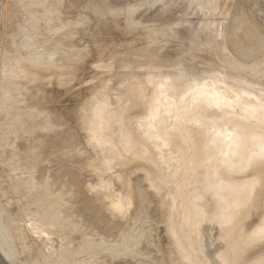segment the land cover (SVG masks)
I'll list each match as a JSON object with an SVG mask.
<instances>
[{
	"label": "rangeland",
	"instance_id": "obj_1",
	"mask_svg": "<svg viewBox=\"0 0 264 264\" xmlns=\"http://www.w3.org/2000/svg\"><path fill=\"white\" fill-rule=\"evenodd\" d=\"M64 1L62 2L64 5H62L60 0H0V229L2 231L0 232V264H188L187 260L181 258L180 249L167 236L169 234L167 233L168 224L179 225L181 240L183 242L188 240L183 243V250H187L186 244L195 237L191 225L187 222L183 223L173 215V213L177 214L179 204L174 202V198L169 192V187L179 183L182 177L183 171L178 170V167L181 166L180 159L184 158L183 153L187 154L191 151L185 131L175 127L172 124L173 119L171 121L163 120L162 116L159 119L165 121L164 125L160 123L155 125L154 122H151L154 117L151 115L154 114L150 108H148L150 115L143 107L126 111L125 115L118 114L116 116L115 114V119H112L111 122L107 120V131L104 136H107V140L111 142L122 140L137 148L143 145V149L147 150L144 155L148 162L142 163L144 166H141L136 161H128L125 157H121L118 161H111V169L102 171L103 152L97 148L98 155L95 152L96 154L93 153L91 156L86 151L88 147L85 141L89 139L87 127L90 125L88 120L92 117L90 103L86 100L91 99L94 91L103 95L106 93L105 96L110 107L114 108L120 104L123 107L125 104L122 101V96L127 87L133 90L142 87L154 92L159 90L158 85H161L164 90L157 91L160 94L156 100L162 99L166 91L168 98L172 99L179 91L182 93L180 100L185 104L197 92L195 89L207 90L210 91L212 97L225 96L228 100L225 104L233 105L232 109L229 106H221L222 109L214 107L213 110L220 114L221 120L212 122L207 119L209 120L207 124L212 123L218 130L223 127H225L224 129L229 128L230 132H233L231 129L243 128L245 132L257 129V133L261 135L262 145H264V93L258 94L251 91L264 92V0ZM67 3L68 5H66ZM63 19L68 20L66 28H76V32L78 31V37L76 36L78 39L74 38V44H79V46L84 45L85 42L98 41L99 37L96 36L98 33L94 34V31L104 28L105 31L100 36L101 40L110 39L112 42L108 45L113 49V51L107 52V55H113L112 58H107L109 62L106 64L103 62L105 59L100 54L102 52L100 47L98 49L95 46H90L85 52L93 55L95 61L90 62L89 65L95 69L94 72L87 73L80 69V63L73 65L69 60L68 64L66 60L62 64L60 63L61 66L57 63L58 61L50 62L52 66L49 65L46 55L52 50L51 47H57L55 39L62 38L64 33L67 34V37L68 33L72 35L75 32L71 29L64 32L59 30L57 36L46 42V29L56 27ZM102 41L99 40L100 44L104 43ZM91 47L92 49H90ZM105 47L107 50V45ZM116 49L122 53L119 51V53L112 54ZM124 53L125 55H123ZM37 58H41L38 60L42 62L37 61ZM12 62H15L14 65ZM3 68L4 70H2ZM21 68L22 70H19ZM55 71L64 73L63 78L65 79L54 81L59 76ZM101 72L104 74H100ZM10 73L14 75L11 76ZM98 75L101 77H97ZM44 77L47 79L43 80ZM49 77L54 79H49ZM119 78L122 79L118 81ZM181 78L189 82L192 80V83L195 79L194 85L196 86L191 87V90H185L183 84L176 85ZM47 80L49 82L52 80L51 82L54 83H51L50 90H44L47 85L45 87L40 85L42 81ZM64 81L67 82L65 86L62 83ZM49 82L48 85H50ZM97 83L100 85L94 90ZM42 84L44 85L45 82ZM241 85L247 86V89H243ZM57 87L58 89H56ZM73 88L75 89L72 92ZM15 90L17 91L15 92ZM41 90L46 91L45 95L42 94L43 91L41 93ZM53 90L57 91L59 96ZM69 90L71 93L67 94ZM75 92L80 93V100L76 101L77 97L73 99ZM54 93L56 100L58 97H62L58 98L61 104L58 100L57 103L54 100ZM65 94L72 96V101L69 96L70 101L66 96H62ZM47 97L50 99V103L54 102L53 105L56 103L57 107H61L57 109L58 113L64 109V113L62 112L58 117L53 114L55 117L52 116L53 126L50 127V130L41 126L40 120L43 117L38 115L41 117L39 119L34 115L37 114L34 113L36 106H44V99ZM64 97L68 100H63L64 103H62L60 99H64ZM201 98L202 103L195 106L196 111L194 112L206 118L210 117V113L201 111L208 110L209 107L208 103H204L206 98ZM171 99L164 103L157 101L158 113L164 110L163 107H175L182 102H172ZM66 102L67 104H65ZM250 104H253L251 108L248 107ZM113 105L115 106L113 107ZM76 106L77 109L79 107L81 109L77 112L78 117L76 113L73 114L72 110ZM68 108L72 110L69 111L70 114L67 111ZM21 114L23 117L20 116ZM26 115L29 118L26 119ZM75 115L76 117H74ZM226 115L228 120L224 121ZM74 118L77 120H73ZM121 118L125 119V126L120 122ZM27 120L30 122L28 123ZM31 122H34L32 130H27V126H30ZM72 122L74 126H72ZM25 125H27L26 128H24ZM121 128L129 134L128 140L126 137V140L123 139ZM171 128L174 130L172 131ZM187 132L196 135V140L192 141L193 145H199L205 151L211 145L216 146L210 150L212 156L208 162L204 161L202 165H199V170L205 172L213 168V166L209 168V164L216 156H221L222 148L230 147L231 144H233L232 147L242 148L246 139L243 136L244 138H238L236 141L232 139L233 142L226 143V140L231 139L226 133L221 137L218 136L221 133L212 127L208 130V128L193 122L188 123ZM24 134L27 135L24 136ZM163 134H167L169 137L167 144L164 140H160L161 137H164ZM71 136L74 137L73 141ZM6 145L8 146L6 147ZM252 145L254 144L249 146L250 150L255 148ZM30 150L33 152L30 153ZM210 153L205 152L207 155ZM198 155L200 156V154ZM243 155L247 156L246 153ZM10 156L12 157L10 158ZM97 156L98 158H96ZM217 162L221 163L220 167L215 169L219 176H222L223 172L239 170L246 164V162L242 164L231 160L223 162L221 158H218ZM96 167L102 169L101 173H99L100 169ZM150 167L155 175L147 174L150 172ZM97 171L98 173H96ZM259 171L262 170L259 169ZM163 172L170 178L173 176V181H162V185L155 187L157 176ZM193 177L192 173L190 177L186 175L187 180H190L191 183ZM31 178L34 180L29 182ZM233 178L237 179V177ZM84 180L87 183H94L95 187L91 192L92 198L88 195L90 193L88 189V194L85 190L87 185H84ZM110 180H114V183L113 181L112 184L109 183ZM24 184L27 186L25 187ZM107 187L124 193L121 195L123 200L132 199L130 200L132 202L131 210L127 218L123 219L125 221H121L122 223L119 221L121 217L111 219L113 217L109 215L110 212L104 205L103 200L105 193L107 194ZM120 192L118 193L120 194ZM139 192L143 193V199L140 198ZM99 194L100 197H98ZM250 195L251 192L244 197L240 193H235L234 204L226 206V209L228 211L232 207L233 211L238 209L237 212L244 214L245 218L249 217L245 220V225L251 228L252 223L253 229L257 231L262 216H256L255 208H252L250 214L251 210L248 205ZM84 198L86 199L83 200ZM182 198L181 195L179 199L182 200ZM100 199H103L101 201L103 204L98 207ZM96 201L99 203L96 204ZM85 208L96 209L98 212L94 217L87 218L81 212ZM98 209H101L103 213H108H106L107 221L103 222V226L98 223V220L103 217L105 219V216ZM154 211L156 212L154 213ZM54 213L57 215L55 216ZM222 213H225V208ZM224 217L222 216L221 221L226 226L225 223L233 220L235 215L231 213L226 221H224ZM217 221V219H212L211 226ZM159 235L166 239H162ZM206 235L209 233L206 232ZM257 236L258 234L254 237ZM249 237L250 231H244L240 245L245 254L234 257L235 263L264 264V256H260L263 249L260 248L261 250L259 249L257 254H254L256 249L247 250ZM4 240L11 242L12 250L8 242L3 244ZM209 240L212 246L207 247L206 252L210 254L211 250L213 251L217 260L216 264L224 263L218 258L219 251L224 247H220L216 238L210 237ZM165 246L167 247L165 248ZM5 251H10L11 257ZM189 251L191 253V248ZM198 254L196 256L202 257ZM256 256L258 257L249 261ZM210 257H212L211 254Z\"/></svg>",
	"mask_w": 264,
	"mask_h": 264
},
{
	"label": "bare ground",
	"instance_id": "obj_2",
	"mask_svg": "<svg viewBox=\"0 0 264 264\" xmlns=\"http://www.w3.org/2000/svg\"><path fill=\"white\" fill-rule=\"evenodd\" d=\"M57 1V0H56ZM64 1V0H63ZM61 4L64 5L62 2ZM65 2V1H64ZM51 4V3H50ZM49 4V5H50ZM68 5V3L66 4ZM63 7V6H62ZM66 7V6H65ZM70 8V7H69ZM54 11V10H53ZM61 11V10H60ZM48 13V12H46ZM56 13V12H55ZM41 14V13H40ZM45 14V13H44ZM51 14V13H50ZM58 14V13H57ZM61 14V13H60ZM55 15V14H54ZM64 15V14H63ZM46 17H48L47 15H45ZM51 17V16H50ZM56 17V16H55ZM38 19V18H37ZM46 19V18H45ZM49 19V18H48ZM56 19V18H55ZM97 24V23H96ZM100 24V23H99ZM65 25V26H64ZM62 26H64L62 28ZM68 26V20H61L59 24L55 26H53L52 28H49V29H46V34H47V37H46V42H49L54 36H57V33L59 32V30H62L63 32L67 29H71V30H75L76 32V28H66ZM55 27V28H54ZM102 27V26H101ZM96 28V27H95ZM104 28H99L98 30L94 31V34L95 33H98L96 36L99 37L98 41H95L93 43H84V45L82 46H79V44L77 45V47L75 46L74 44V38H76V40L78 39V31L75 33L73 32L72 35L68 33L69 36L66 37L67 34H62V38H59V39H55L57 41V43H55V45L57 47H51V51H49L46 55L47 57V62H57L59 63V65L61 66V64L66 60V61H70V64L73 63V65H75L76 63H80L81 64V68L80 69H83V71H86L87 73L89 72H94L95 69L90 67V62H94L95 60L93 59V55L92 54H87L85 52L86 49H88V47L90 46H95V47H100V51H102L100 54L103 56V58L105 59V61H103L105 64L109 61H107L108 57L109 59L112 58L113 55H107V52H110V51H113V49L110 47H108L109 44H111L112 42H110V39L106 40V41H102L100 36L103 35V31H105V29L103 30ZM110 30V28H107V30ZM44 30V29H43ZM92 31V30H91ZM71 35V36H70ZM246 35V34H245ZM59 36V35H58ZM77 36V37H76ZM57 38V37H56ZM67 39V40H66ZM104 42L103 44L100 42ZM105 40V39H104ZM71 41V42H70ZM86 41V40H85ZM97 42V43H96ZM99 42V43H98ZM106 42V43H105ZM68 43V45H67ZM82 43V42H81ZM10 44V43H9ZM43 45V44H42ZM105 45H107V50H106V47ZM41 46V45H40ZM45 47V46H44ZM92 47L90 49H92ZM6 49V48H5ZM42 49V48H41ZM99 49V48H98ZM105 49V50H104ZM39 50V49H38ZM45 50V49H44ZM48 50V49H46ZM120 50H117L115 52H112V54L114 53H119ZM124 51V50H123ZM121 52V51H120ZM144 52V51H143ZM6 53V52H5ZM122 53V52H121ZM120 53V54H121ZM44 55V54H43ZM125 55V53L123 54ZM149 55V54H148ZM40 56V55H39ZM126 56H127V53H126ZM38 57V56H37ZM115 57V55H114ZM38 59H41V58H37V61H39ZM43 59V58H42ZM14 60V59H13ZM30 61V60H29ZM35 61V60H34ZM45 61V60H44ZM69 61L67 62V64L69 63ZM39 62H42V61H39ZM124 62V61H123ZM128 62V61H126ZM13 63V62H12ZM15 63V62H14ZM13 63V65H14ZM36 63V62H35ZM61 63V64H60ZM115 63V62H114ZM130 63V62H128ZM17 64V63H16ZM19 64V63H18ZM52 63H50L49 65H51ZM69 64V65H70ZM109 64V63H108ZM48 65V64H47ZM72 65V66H73ZM124 65V64H123ZM22 66V65H21ZM20 66V67H21ZM40 66V65H39ZM52 66V65H51ZM54 66V65H53ZM59 66V67H60ZM17 67V66H16ZM42 67V66H41ZM47 67V66H46ZM26 68V66H25ZM56 68V67H55ZM110 68V67H108ZM115 68V67H114ZM14 69V67H13ZM18 69V68H17ZM36 69V68H35ZM41 69V68H40ZM52 69V68H51ZM54 69V67H53ZM57 69L59 70L58 66H57ZM85 69V70H84ZM113 69V68H112ZM119 69V67H118ZM4 70V68L2 69ZM19 70H22L19 69ZM45 70V69H44ZM63 70V69H62ZM109 71V70H108ZM107 71V72H108ZM111 71V70H110ZM33 72V71H32ZM40 72V71H39ZM48 72V71H47ZM80 72V70H79ZM113 72V71H112ZM133 72V71H132ZM5 73V71H4ZM8 73V72H7ZM51 73V72H50ZM49 73V74H50ZM55 73H57V75H59L56 80L54 81H57L58 79H62L63 78V74L64 73H61L60 71H55ZM61 73V74H59ZM103 72H101L100 74H102ZM122 73V72H121ZM36 74V73H35ZM38 74H41V73H38ZM44 74V73H43ZM86 74V73H85ZM95 74V73H94ZM99 74V75H100ZM104 74V73H103ZM118 74V73H117ZM133 74H136V73H133ZM11 75V73L9 74ZM14 75V74H12ZM11 75V76H12ZM47 75V74H46ZM97 76V77H101V76ZM123 76V74H121ZM120 75V77H121ZM43 76V75H41ZM95 76V75H94ZM118 76V75H117ZM36 77V76H35ZM33 77V78H35ZM40 77V76H39ZM38 78V77H37ZM41 78V77H40ZM52 77H49V79H51ZM92 78V77H91ZM96 78V77H95ZM123 78V77H122ZM122 78H119L118 81ZM39 79V78H38ZM43 79V78H42ZM47 78L44 77L43 80H46ZM54 79V78H52ZM65 78H63L64 80ZM82 79H83V76H82ZM113 79V78H112ZM117 79V78H116ZM92 80V79H91ZM95 80V79H94ZM93 80V81H94ZM35 81V80H34ZM48 81V80H47ZM47 81H40L42 86H46L44 88V90H50V88H52L51 86V83L53 82H49L50 85H48V82ZM45 82V84L43 85L42 83ZM75 82V81H74ZM78 82V81H77ZM86 82V81H84ZM47 83V84H46ZM64 83V86L67 84V82H62ZM73 83V82H72ZM76 83V82H75ZM89 83V82H88ZM91 83V82H90ZM196 82H195V79H193V83H192V80L191 82H189L188 80L186 79H180V81L176 84V85H181L183 84L184 85V89L187 90V89H190L191 90V87H194L196 85H194ZM22 84V83H21ZM39 84V82H38ZM37 84V85H38ZM54 84V83H53ZM52 84V85H53ZM78 84V83H77ZM84 84V83H83ZM162 84V83H161ZM8 85V84H7ZM86 85V84H85ZM100 84H96V87L94 90H96V88L99 87ZM40 86V87H42ZM68 86V85H67ZM98 86V87H97ZM56 87V86H55ZM72 87V86H71ZM70 87V88H71ZM82 87V86H81ZM159 87V90H156L154 92H150L148 91L146 88H142V87H139L137 88L136 90H133L132 88H129L127 87L126 90H125V93L123 94L122 96V101L124 102V106L121 107V104L118 105L117 103V107H114L115 105H113L114 108L110 107V103L109 101L107 100L105 94H101L100 92L97 93L94 91V95L91 97V99L89 100H86L88 101V103H90V110L92 111V117L88 120V122H90V125L89 127H87V134H89V139L85 141V144L87 145L88 149L86 148V151H88L91 156L93 153H97L98 155V150L100 149V151L103 152L104 154V161H103V170L100 169L99 167L97 169H100L99 170V173H101L100 171H104V170H109L111 169V161H115V160H120L121 157H125L128 161L129 160H132V161H136L138 162V165H141V166H144L143 164H146L148 162L147 159H145V155H144V152H146L147 150H144L143 149V145L142 146H139L138 148L137 147H134L133 145H130V144H127L125 142H123L122 140H118L116 142H111L110 140H107V136H104V133L107 131V120L108 121H112V119H115V114L116 116L119 114V115H125V112L126 111H130L131 109L133 108H141L142 107L145 109V111L150 115V111L148 110V108L151 109L152 114L154 115H151V116H154L152 117L151 119V122H154L155 125H157V123L161 124V125H164V122L163 120H166V119H169V121H171L172 119L174 120V122L172 121V124L179 128V129H183V131H185V137L187 138V143L189 145V148L191 149V155H190V152L186 154L183 153L184 155V158H181V166L178 167V170H181L183 171L182 172V177L180 178V182L177 183L176 185H173L171 187H169V192L172 194L173 198H174V202L178 203L179 206L177 207V214L176 213H173V215L175 216L176 219H180L184 222H187L188 224L191 225L194 233H195V237L192 239H190V241L186 244L188 246L187 250H183L182 248V245L183 243H186L188 240H185L184 242L181 240V234H180V229H179V225L177 226L176 224L172 223V224H168V231L167 233V236L170 237L172 239V241H174V244L176 245L177 248H179V252H180V255H181V258L183 260H187L188 264H216L217 260L215 258V256L213 255V251L211 250V255L212 257L209 258L210 254L207 251V247H210L212 246L211 245V241L209 240L210 237H213V238H216L218 244L220 245V247H224V249H222L218 256V258H220L221 262L224 261V263L222 264H236L235 263V259L234 257L238 256V255H242V254H245V252L241 249V245H240V241H242L241 239V236L244 235V231H250V237H249V242H248V246H247V250L249 249H256L255 252H257L261 247V243L262 240H264V215L262 217V220L261 222L259 223V228L256 230L253 229V226H252V223H251V228H249L248 226L245 225V215L244 214H241L237 210H232V208L228 211L226 209V206H229V205H232L234 204V195L235 193H240L243 197L244 195H247L251 192V195H250V200H251V197H253L255 195V192L256 190L258 189L260 183H261V177L260 175L264 176V145H262V140H261V135H259L257 133V129H255L254 131L252 132H245V130L243 128H240L239 130H234V129H231L233 130V132H230L228 131L229 128L227 129H224L225 127H223L221 130H218L212 123L210 124H207V122L209 120L207 119H210L212 122L214 120H221V116L220 114H218V112H216V110H213V108L215 107V109H217L219 107V109H222L220 108L221 106H229L231 107V109L233 108V105H227L225 104V102H228V100L226 99L225 96H219L218 98L217 97H212L210 96V91H207V90H199V89H195L197 92L192 95V97L184 104V101L180 100V96H182L181 92L177 91L172 99L171 98H168V95L167 94V91L164 93V97L160 100H156V97L159 96L160 93H158L159 91L162 92V89L164 90V88H162L161 85H158ZM241 87L243 89H247V86H244V85H241ZM33 88V87H32ZM43 88V87H42ZM64 88V87H63ZM76 88V87H75ZM72 90V92L74 91V89ZM5 89V88H4ZM25 89V88H24ZM36 89V88H35ZM39 89V87H38ZM41 89V88H40ZM58 89V87L56 88ZM62 89V88H61ZM67 89H69V87H67ZM72 89V88H71ZM70 89V90H71ZM78 89V88H76ZM89 89V88H88ZM91 89V87H90ZM248 89H250L248 87ZM34 90V89H33ZM60 90V89H59ZM66 90V89H64ZM67 91L68 93L67 94H70L71 91ZM251 90V89H250ZM17 90H15L16 92ZM43 90H41V93H42ZM54 91V90H53ZM61 91V90H60ZM93 92V89L91 90ZM107 91V90H106ZM158 91V92H157ZM255 93H258V94H261V93H264L263 91H254V90H251ZM6 92V91H5ZM9 92V91H8ZM37 92V91H36ZM45 95L46 91H43ZM55 92V91H54ZM57 92V91H56ZM55 92V93H56ZM62 92V91H61ZM70 92V93H69ZM105 92V91H103ZM39 93V92H37ZM54 93V94H55ZM53 94V95H54ZM57 94V93H56ZM56 94L54 95L55 96V99L56 100ZM63 94V92H62ZM36 96V95H35ZM57 96H59V93L57 94ZM62 96H66L68 98H71L70 95H62ZM80 96V93L79 92H75L74 93V98H76V101L77 99L80 100L79 97ZM201 97H205L206 98V101H204V103H208L209 107H208V110H201V111H204V113H210V117H204V116H201L199 113H196L194 111H196V107L197 105H199V103L201 104L202 103V98ZM4 98V97H3ZM43 98V97H42ZM58 98H62V97H58ZM57 98V100L59 101V99ZM68 98V99H69ZM88 98V97H87ZM67 99V100H68ZM169 99H171L172 102H181L180 104H177L175 107L174 106H170V107H163L164 110H162L161 113H158V109L156 107V104H157V101H161V102H165V101H170ZM45 105L44 106H36V109H34V113H37V114H34L35 117H38L39 119L41 117H43L41 120H40V123H41V126H44V128H47L46 130H50V127L53 126V120H52V116L53 114H55V116H60L61 113L64 111L61 112V113H58L57 112V109L61 108V107H57V100H56V103L55 105L54 102L50 103V99L45 98ZM52 100V99H51ZM62 100V103L63 100L65 101V97L64 99H60ZM66 100V101H67ZM119 100V98H118ZM70 101V99H69ZM71 101H72V98H71ZM84 101V100H83ZM112 101V100H111ZM117 101V100H116ZM257 101V100H256ZM4 102V101H3ZM60 102V101H59ZM113 102V101H112ZM111 102V103H112ZM115 102V101H114ZM120 102V101H119ZM70 103V102H68ZM61 104V102H60ZM67 104V102L65 103ZM78 104V103H77ZM84 104V102H83ZM86 104V106H87ZM85 105V104H84ZM165 105V104H164ZM263 105V104H262ZM62 106V105H60ZM67 106V105H66ZM64 106V107H66ZM71 106V105H70ZM82 106V105H81ZM253 106V104H250L248 105L249 108H251ZM40 107V108H39ZM69 107V106H68ZM85 107V106H84ZM88 107V106H87ZM206 108V107H205ZM67 109V108H65ZM17 110V109H16ZM62 110V109H60ZM74 111L73 114H77V112H79L80 107L79 109H77V106L72 109ZM72 110H69L68 108V113L69 111L71 112ZM25 113V111H23ZM66 112V111H65ZM88 112V111H87ZM23 113V114H24ZM64 113V112H63ZM70 114V113H69ZM86 114V113H85ZM84 114V115H85ZM88 114V113H87ZM40 115V116H38ZM72 115V113H71ZM22 116V114L20 115ZM53 116V117H55ZM67 116V115H66ZM65 116V117H66ZM70 116V115H69ZM79 115L77 114V117ZM88 116V115H87ZM160 116H162L164 119L163 120H160ZM229 116V114H228ZM227 115L224 117V121L225 120H228V117ZM23 117V116H22ZM28 115L25 116V118L27 119ZM76 117V115L74 116ZM24 118V119H25ZM29 118V117H28ZM33 118V117H32ZM73 118V117H72ZM71 119V118H70ZM76 118H74L73 120H75ZM157 122H156V120ZM21 120V119H19ZM18 120V122H19ZM23 120V119H22ZM29 120V119H28ZM27 120V122H28ZM31 120V119H30ZM34 120V119H33ZM77 120V119H76ZM86 120V119H85ZM36 121V119H35ZM168 121V120H167ZM17 122V121H16ZM30 122V121H29ZM28 122V123H29ZM39 122V120H38ZM77 122V121H76ZM120 122L122 124H124L125 126V119L124 118H121L120 119ZM195 123L196 125H201L202 127H205V128H213L217 131H219L221 134L218 135V136H223L224 133H226V135H228L231 139L229 140H226V143H229V142H233V140H237L238 138H244L243 136L246 137L245 141H244V146L242 148H237V147H232L233 144L230 145V147H224L222 148V153H221V156L218 155L216 156V158L209 164V168H211L213 166L212 169H210V171H207L205 172L204 170L201 171L199 170V165H202V163L204 161H207L211 158L212 156V153H210V150L211 149H214L216 148L215 145H211L207 151L204 150L203 147L199 146V145H193L192 141H195L196 138L195 136L196 135H193L191 133H188L187 132V125L188 123ZM20 123V122H19ZM26 124V123H25ZM34 124V122H31V125L30 126H27L25 125L24 128H26L27 126V130H32V125ZM37 124V123H36ZM61 124V123H60ZM73 124V122H72ZM71 124V125H72ZM23 126V125H22ZM74 126V124L72 125ZM39 127V126H38ZM127 127V126H126ZM22 128V127H21ZM17 129V128H16ZM23 129V128H22ZM251 129V128H249ZM34 130V129H33ZM172 130V128H171ZM170 130V131H171ZM174 130V129H173ZM172 130V131H173ZM176 130V129H175ZM178 130V129H177ZM20 131V130H19ZM121 131H122V136H123V139L128 140V136L129 134H127L123 128H121ZM33 132V131H32ZM25 133V132H24ZM81 133V132H80ZM182 133V132H181ZM209 133V132H208ZM211 133V132H210ZM212 134V133H211ZM14 135V134H13ZM16 135V134H15ZM27 135V134H24V136ZM38 135V134H37ZM41 135V134H40ZM52 135V134H51ZM64 135V133H63ZM164 137H161L160 140H164L165 141V144L168 143V135L167 134H163ZM184 135V134H183ZM216 135V134H215ZM19 136V135H18ZM17 136V138H18ZM22 136V135H20ZM34 136V135H33ZM36 136V135H35ZM54 136V135H53ZM85 137V136H84ZM126 137V138H125ZM181 137V136H180ZM22 138V137H21ZM24 138V137H23ZM41 138V137H40ZM51 138V137H50ZM72 138V141L74 140V137L71 136ZM82 138V137H81ZM168 138V139H167ZM15 139V138H14ZM84 139V138H83ZM233 139V140H232ZM8 140V139H7ZM19 140V139H18ZM159 140V141H160ZM14 141V140H13ZM42 141V140H41ZM55 141V140H54ZM182 141V140H181ZM21 142V141H20ZM37 142V141H36ZM33 143V142H32ZM186 143V142H184ZM207 143V142H205ZM13 144V143H12ZM23 144V143H22ZM40 144V143H39ZM50 144V143H49ZM251 144H254L252 145V147L255 146V148L253 150H250V145ZM31 145V144H30ZM47 145V144H46ZM89 145V146H88ZM8 145H6L7 147ZM33 146V145H31ZM38 146V145H37ZM49 146V145H48ZM220 146V145H219ZM223 146V145H221ZM15 147V146H14ZM27 147V146H26ZM62 147V146H60ZM59 147V148H60ZM90 147V148H89ZM12 148V147H11ZM16 148V147H15ZM22 148V147H21ZM39 148V147H38ZM45 148V146H44ZM98 148V150H97ZM219 148V147H218ZM24 149V148H23ZM32 149V148H31ZM57 149V148H56ZM73 149V148H72ZM6 150V149H5ZM11 150V149H10ZM38 150V149H37ZM24 151V150H23ZM27 151V150H25ZM31 151V152H30ZM28 152L32 153L33 151L30 150ZM9 152V151H8ZM11 152V151H10ZM16 152V151H14ZM17 152H19L17 150ZM16 152V153H17ZM27 152V153H28ZM205 152L207 153H210V154H205ZM13 153V152H12ZM15 153V154H16ZM21 153V151L19 152ZM23 153V152H22ZM95 153V154H96ZM100 153V152H99ZM246 153L247 156L245 157L243 154ZM7 154V153H6ZM18 154V153H17ZM16 154V155H17ZM102 154V153H100ZM200 154V156L198 155ZM3 155V154H2ZM27 155V154H26ZM30 155V154H29ZM25 156V154H24ZM69 156V155H68ZM102 156V155H101ZM199 156V157H198ZM3 157V156H2ZM7 157V156H6ZM5 157V158H6ZM9 157V156H8ZM12 156H10L11 158ZM39 157V156H38ZM37 157V158H38ZM90 157V156H89ZM95 157V155H94ZM36 158V156H35ZM34 158V159H35ZM98 158V156L96 157ZM102 157H100L101 159ZM222 159L223 162H226V161H229L231 160L232 162H235V163H239L241 162L242 164H246L243 165V167L239 170H231L230 172H223L222 173V176H219L216 174V170L217 168L220 167V164L219 162H217V159ZM40 159V158H38ZM84 159V158H83ZM43 160V159H42ZM63 160V158H62ZM95 160V159H93ZM102 160V159H101ZM60 161V160H59ZM76 161V160H75ZM99 161V160H98ZM65 162V161H64ZM67 162V161H66ZM74 162V161H73ZM100 162V161H99ZM58 163V162H57ZM93 163V162H92ZM143 163V164H142ZM72 164V163H71ZM88 164V162H87ZM86 165V164H85ZM97 165H100V163ZM17 166V165H16ZM71 166V165H70ZM73 167V166H72ZM95 167V166H94ZM93 167V168H94ZM24 169V168H23ZM46 169V168H45ZM91 169V168H90ZM95 169V168H94ZM151 169V167H150ZM149 171L150 172H147V174H154L155 173L153 172V170L151 169ZM259 169H261L262 171H259ZM47 170V169H46ZM80 170V169H79ZM20 171V170H19ZM28 171V170H27ZM25 171V172H27ZM70 171V170H69ZM92 171V169H91ZM188 171V172H187ZM9 172V171H8ZM16 172V171H15ZM45 172V170H44ZM79 172V171H78ZM185 172H186V175H188V177H190V174L192 173L193 174V180H192V183L190 180H187L188 178H186V175H185ZM241 172H243V174H241ZM98 173V171L96 172ZM106 173V172H105ZM15 174V173H14ZM23 174V173H22ZM63 174V173H62ZM95 174V173H94ZM86 175V174H85ZM102 175V174H101ZM82 177L84 175H81ZM98 176H100L98 174ZM97 176V177H98ZM185 176V177H184ZM20 177V176H18ZM18 177H16L18 179ZM96 177V178H97ZM118 177V176H117ZM202 177V179H201ZM233 177H237V179H234ZM77 178V177H76ZM85 178V177H84ZM34 179L31 178L30 181H33ZM87 180V179H86ZM84 180V185L86 186L85 187V190L87 192V189H88V192H90L88 194L89 196H91V192L93 191L94 189V183L91 184L90 183H87V181ZM90 180V179H88ZM94 180V179H93ZM108 180V179H107ZM92 181V180H90ZM113 183H114V180H112ZM110 180L109 183L112 182ZM162 181H166V182H169V181H173V176H168V174L166 175V173H162L161 175H158L157 176V183L154 185L155 187L156 186H160L163 184ZM187 181V182H186ZM24 182V181H23ZM35 182V181H34ZM117 182V181H116ZM22 182H20V185ZM37 183V181H36ZM120 183V182H119ZM35 184V183H34ZM82 184V183H81ZM106 184V182H105ZM112 184V183H111ZM32 185V184H31ZM117 185V184H116ZM194 185V186H193ZM243 185H245L244 187H242ZM24 186L26 187L27 184H24ZM29 186V185H28ZM52 186V185H51ZM113 186V185H112ZM129 186V185H128ZM127 186V187H128ZM131 186V185H130ZM84 187V186H83ZM97 187V186H96ZM114 187V186H113ZM22 188V187H21ZM39 188V187H38ZM118 188V187H117ZM41 189V188H40ZM49 189V188H48ZM99 189V188H98ZM106 189V188H105ZM120 189V188H119ZM127 189V188H126ZM129 189V188H128ZM131 189V187H130ZM129 189V191L131 192V190ZM31 190V189H30ZM39 190V189H38ZM103 190V189H102ZM122 190V189H121ZM139 191V190H138ZM29 192V191H28ZM37 192V191H36ZM120 191L116 190V189H111L110 187H107V194L105 193V198L104 200L103 199H100V204H98L99 202H95L96 204H98L97 206L98 207H101L103 202L105 203L104 205L106 206V209L109 210L110 214L113 218L111 219H115V217H121V220H118L120 221V223H122L121 221H125L123 219L127 218V215L128 213L130 212L131 210V207H132V202L130 200H123L122 199V192H120V194L118 193ZM94 193V192H93ZM92 193V194H93ZM129 193V192H128ZM133 193V192H132ZM161 193H164V192H161ZM98 194V193H97ZM101 194V193H100ZM100 194L98 195V197H100ZM131 194V193H130ZM129 194V195H130ZM95 195V194H93ZM126 195V194H125ZM124 195V196H125ZM128 195V196H129ZM183 196L182 200L179 199L180 196ZM72 196V195H71ZM139 196L141 199L144 198V195L143 193L139 192ZM104 197V196H102ZM256 201H255V207H256V210H257V214L259 213V215H262L264 213L261 212V210L263 209L264 207V185L263 187L261 188V190H259V192H257L256 194ZM1 198V197H0ZM37 198V196H36ZM43 198V197H42ZM92 198V196L90 197ZM167 198V197H165ZM58 199V198H57ZM79 199V198H78ZM86 198H84L83 200H85ZM95 199V198H94ZM40 200V199H39ZM52 200V199H51ZM81 200V198H80ZM103 200L102 204H101V201ZM55 201V200H54ZM87 201V200H86ZM248 201V200H247ZM51 203V202H50ZM246 204V203H244ZM243 204V205H244ZM43 205V204H42ZM66 205V204H65ZM51 206V205H49ZM58 206V205H57ZM104 206V207H105ZM52 207V206H51ZM219 207V208H218ZM54 208V207H53ZM57 208V207H56ZM62 208V207H61ZM67 208V206H66ZM225 208V213H222L223 212V209ZM238 208V207H237ZM250 209V208H249ZM100 213H103L101 209H98ZM52 211V210H51ZM3 212V211H2ZM64 212V211H63ZM71 212V211H70ZM74 212V211H73ZM81 212L83 214H85V217L87 218H90V217H94V215H96V212H98L96 209H89V208H85L84 210L82 209ZM104 212H106L104 210ZM156 211H154L155 213ZM241 212V211H240ZM261 212V213H260ZM107 213V212H106ZM106 213H103V215L105 216V219L104 217L100 220H98V223L100 225L103 226V222H106L107 221V214ZM233 213L235 215L234 219L233 220H230L228 221L227 223H225L226 226H224V224H222V216H225L224 217V221L227 220L228 216ZM55 214V213H54ZM241 214V215H240ZM57 214H55L56 216ZM63 215V214H62ZM99 215V214H98ZM15 216V215H14ZM110 216V217H111ZM124 216V217H122ZM10 217V216H9ZM54 217V216H53ZM59 217H60V214H59ZM62 217V216H61ZM96 217V216H95ZM163 217V216H162ZM3 218V217H2ZM71 218V217H70ZM73 218V216H72ZM161 219V217H159ZM167 218V216H166ZM62 219V218H61ZM212 219H217L218 221L213 224L211 226V223H212ZM58 220V219H57ZM163 220V219H162ZM166 220V219H165ZM53 221V220H52ZM221 221V223H220ZM55 222V221H54ZM66 222V221H65ZM69 222V220H68ZM160 222V221H159ZM56 223V222H55ZM110 223V222H109ZM108 223V224H109ZM117 223V222H116ZM83 225V224H82ZM237 225H241V226H237ZM29 226V225H28ZM27 226V227H28ZM112 226V225H111ZM165 226V225H164ZM26 227V228H27ZM123 227V226H122ZM159 227V226H158ZM163 227V226H162ZM161 227V229H163ZM80 228V227H79ZM166 229V227H164ZM25 229V227H24ZM215 233H214V230ZM20 231V230H19ZM213 231V232H212ZM0 232L1 229H0ZM29 232V231H27ZM122 232V231H121ZM120 232V233H121ZM165 233V230L163 231ZM206 232L209 233V235H206ZM4 233V232H3ZM216 234V235H215ZM256 234H258L257 237H254ZM35 235V234H34ZM161 235V234H160ZM159 235V236H160ZM163 235V233H162ZM171 235V236H170ZM161 237V236H160ZM167 237V238H168ZM9 239V237H7ZM18 238V237H17ZM162 238V237H161ZM165 238V237H164ZM162 238V239H164ZM166 239V238H165ZM164 239V240H165ZM169 239V238H168ZM10 240V239H9ZM40 240V239H39ZM164 240H162L164 242ZM170 240V239H169ZM6 240H4L3 244H6L7 242H5ZM171 241V240H170ZM169 241V242H170ZM2 242V240H1ZM40 242V241H39ZM88 242V241H87ZM9 244V247L10 249L12 250V247L10 245L11 242L9 241L8 242ZM165 243V242H164ZM1 244V243H0ZM168 244V243H167ZM24 245V244H23ZM32 245V244H31ZM30 245V246H31ZM162 245V244H161ZM171 245V244H170ZM169 245V246H170ZM173 245V244H172ZM178 245V246H177ZM13 246V245H12ZM167 246H165L166 248ZM175 247V246H174ZM2 248V247H1ZM28 248V246H27ZM164 248V249H165ZM189 248H191V253L189 251ZM43 249V248H42ZM169 249V248H168ZM175 249V248H174ZM173 249V250H174ZM37 250H40V249H37ZM214 250V248H213ZM169 251V250H167ZM172 251V250H171ZM176 250H174L175 252ZM6 252V251H5ZM43 252V251H42ZM176 253V252H175ZM200 254L202 257L200 256H196V254ZM6 254L11 257L10 255V251L6 252ZM177 254V253H176ZM198 254V255H199ZM217 254V253H216ZM208 255V256H207ZM218 255V254H217ZM201 258V259H200ZM237 260V259H236ZM220 262V261H219ZM182 263V262H181ZM239 264V263H238Z\"/></svg>",
	"mask_w": 264,
	"mask_h": 264
},
{
	"label": "water",
	"instance_id": "obj_3",
	"mask_svg": "<svg viewBox=\"0 0 264 264\" xmlns=\"http://www.w3.org/2000/svg\"><path fill=\"white\" fill-rule=\"evenodd\" d=\"M260 177H261V183H260V185H259V187H258V189L256 190V192H255V195L253 196V197H251V200L249 201V203H248V205H249V208H250V214L252 213V208H255L256 209V207H255V199H256V194H257V192H259V190H261V188L263 187V185H264V176L262 175H260ZM245 202H246V200H245ZM244 202V203H245ZM264 211V207H263V209L261 210V212H263ZM260 212V213H261ZM254 214V213H253ZM258 215H259V213L257 214V210H256V216L258 217ZM263 215H264V213L262 214V215H259V216H262L263 217ZM248 216H250V215H248ZM249 217H246V219H248ZM245 219V220H246ZM261 222V221H260ZM259 222V223H260ZM261 243V249H263L262 250V252H261V254H260V256L262 255V256H264V240H262V242H260ZM263 247V248H262ZM260 249V250H261ZM258 253H260V252H258ZM254 254H257L256 252H254ZM261 256V257H262ZM258 256H256V257H250V258H252V259H250L249 261H252V260H254V258H257Z\"/></svg>",
	"mask_w": 264,
	"mask_h": 264
}]
</instances>
